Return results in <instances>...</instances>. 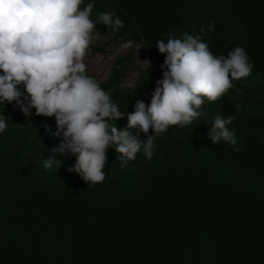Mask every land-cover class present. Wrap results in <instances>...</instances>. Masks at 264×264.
<instances>
[{
  "label": "trees",
  "instance_id": "obj_1",
  "mask_svg": "<svg viewBox=\"0 0 264 264\" xmlns=\"http://www.w3.org/2000/svg\"><path fill=\"white\" fill-rule=\"evenodd\" d=\"M89 2L92 19L108 12L124 24H97L102 36L142 45L153 61L132 91L121 90L128 59L100 83L123 117L137 100L150 105L165 60L156 44L169 32L199 36L214 56L243 47L252 72L205 100L203 116L156 136L151 160L140 152L121 167L110 148L106 178L95 185L68 171L74 156L54 152L62 144L54 117L0 104L8 124L0 133V264H264V0ZM218 115H236L227 126L235 146L208 138ZM50 158L59 164L46 169Z\"/></svg>",
  "mask_w": 264,
  "mask_h": 264
},
{
  "label": "clouds",
  "instance_id": "obj_2",
  "mask_svg": "<svg viewBox=\"0 0 264 264\" xmlns=\"http://www.w3.org/2000/svg\"><path fill=\"white\" fill-rule=\"evenodd\" d=\"M93 9L94 3L84 5V0H0V104L14 102L25 116L35 109L37 117H54L56 135L62 139L54 152L74 156L75 164L68 171L88 185L104 182L110 148L115 147L121 167L140 152L151 160L156 136L203 116L205 100L216 102L233 80L248 77L253 68L243 47L214 56L199 36L169 32L156 44L165 60L150 105L137 100L134 111L126 114V128L118 130L111 122L125 114L100 82L86 74L85 58L99 36L97 24L113 31L124 24L108 12L94 20ZM208 31H214V25ZM236 118L215 117L207 134L213 144H237L227 127ZM7 127L0 114V133ZM132 129H138L135 135ZM150 129L154 135H148ZM54 163L59 164L51 158L43 160L46 169Z\"/></svg>",
  "mask_w": 264,
  "mask_h": 264
},
{
  "label": "rangeland",
  "instance_id": "obj_3",
  "mask_svg": "<svg viewBox=\"0 0 264 264\" xmlns=\"http://www.w3.org/2000/svg\"><path fill=\"white\" fill-rule=\"evenodd\" d=\"M96 31L99 33L97 27ZM123 59L128 60L123 64L125 76L121 90L132 91L137 83L147 76V72L153 69L152 58L149 54L144 53L142 45L116 40L112 36H102L99 33V36L93 41L89 55L85 58L86 74L95 77L100 83H104L118 62ZM144 61H149L150 66ZM119 67L121 68V66ZM117 121L125 126L128 124L126 117Z\"/></svg>",
  "mask_w": 264,
  "mask_h": 264
}]
</instances>
